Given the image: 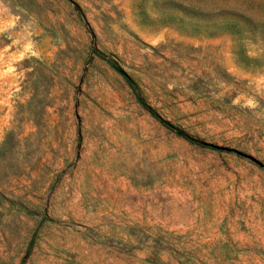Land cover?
<instances>
[{
  "label": "rangeland",
  "instance_id": "1",
  "mask_svg": "<svg viewBox=\"0 0 264 264\" xmlns=\"http://www.w3.org/2000/svg\"><path fill=\"white\" fill-rule=\"evenodd\" d=\"M0 264H264V0H0Z\"/></svg>",
  "mask_w": 264,
  "mask_h": 264
},
{
  "label": "trees",
  "instance_id": "2",
  "mask_svg": "<svg viewBox=\"0 0 264 264\" xmlns=\"http://www.w3.org/2000/svg\"><path fill=\"white\" fill-rule=\"evenodd\" d=\"M232 26H237V23L235 21L234 22H225L222 24L221 27L223 28V30L224 29L228 30V29H231ZM93 52L96 54L97 57H99L102 61H104L114 72H116L118 75H120L124 79V81L127 83L129 88L131 89L137 103L143 109H145L152 117H154L161 125H163L165 128L172 131L177 136L184 138L188 142H190L192 144H196L200 147L208 148V149L215 150V151H229V152L233 151L232 149H229V148H226V147H223L220 145L210 144V143H206L203 141H197L194 138L190 137L188 134H186L183 130L175 127L171 122H169L168 120L161 117L159 115V113L145 100V98L139 92V90H138L136 84L134 83L133 79L123 69V67L120 64H118L114 59L108 57L107 55H105L104 53H102L101 51H99L96 48L93 49ZM31 245H32V240L29 243L28 249L30 248ZM27 253H28V251H27Z\"/></svg>",
  "mask_w": 264,
  "mask_h": 264
}]
</instances>
